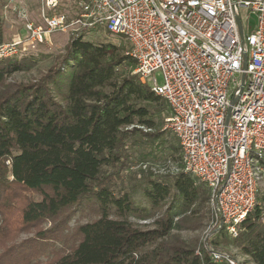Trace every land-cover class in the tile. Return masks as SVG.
Instances as JSON below:
<instances>
[{"label":"trees","instance_id":"16d2710c","mask_svg":"<svg viewBox=\"0 0 264 264\" xmlns=\"http://www.w3.org/2000/svg\"><path fill=\"white\" fill-rule=\"evenodd\" d=\"M83 33H72L35 82L7 81L33 67L35 56L0 60V264H225L211 253L230 254L229 246L264 264L259 192L235 237L222 227L188 241L172 233L212 218L209 188L183 171L175 136L178 170H140L133 187L145 204L134 201L124 172L135 159L145 162L150 153L134 154L164 135L166 103L128 74L135 62L124 48ZM86 207L93 218L71 227ZM22 233L32 236L18 240Z\"/></svg>","mask_w":264,"mask_h":264},{"label":"built area","instance_id":"2783aa9c","mask_svg":"<svg viewBox=\"0 0 264 264\" xmlns=\"http://www.w3.org/2000/svg\"><path fill=\"white\" fill-rule=\"evenodd\" d=\"M58 4L45 0L52 13L42 24L25 21L24 37L0 39V60L31 54L66 29L104 27L127 39L132 73L166 103L183 171L209 188L204 238L214 227L235 237L264 176V0H77L73 16L55 12ZM211 256L238 264L231 254Z\"/></svg>","mask_w":264,"mask_h":264},{"label":"rangeland","instance_id":"374dc122","mask_svg":"<svg viewBox=\"0 0 264 264\" xmlns=\"http://www.w3.org/2000/svg\"><path fill=\"white\" fill-rule=\"evenodd\" d=\"M59 4L55 12H62L69 16H73L77 11V0H58ZM51 11L45 8V0H0V32L5 34L6 39H15L19 37H24L25 21H30L34 24H42V15H49ZM247 15L244 10H242V20L243 23L247 24ZM17 34V36H15ZM84 39L91 41L93 43H104L109 42L115 44L119 47L124 48V53L129 48V42L127 39L121 35L112 34L106 28H96L89 32H84ZM72 32L70 29L65 31H54L50 33L45 40V43L39 45L37 49L31 54H25L24 56H35L38 58V62L27 71L17 72L12 77L8 78V82H35L39 79L41 74L45 73L46 70L53 64L55 57L62 55L64 50L70 40ZM46 56V57H45ZM134 69V68H133ZM133 69L128 71L131 76H136L140 81L139 77L133 74ZM157 82L162 81V76L160 73L155 74ZM141 82V81H140ZM149 82V80H148ZM162 125H160L161 130L164 135L157 141L156 147L147 148L143 151H138L135 153V157L139 156L140 153H150L146 155V161L141 162L135 159V163L124 172V187L126 190L132 192V197L134 201L138 204H145V200L138 188L134 189L139 179L140 170L151 169L155 172H175L179 168V161L174 160L172 157L176 154L172 153L170 148V143L173 136H175L170 129L166 126L167 112L164 110L162 112ZM180 154V153H179ZM183 167V166H182ZM258 192L264 195V176L260 181L258 186ZM86 207L84 209H78L70 220V226H74L79 223H84L93 218ZM138 226L144 227L151 222L148 220H133ZM211 216H208L202 222V225L193 229L188 227H183L180 229H175L172 231L173 234L180 236L184 240H190L195 237L204 238L205 234L211 229L212 222ZM49 224H45L48 227ZM32 236V233H22L18 240ZM55 246L58 248L60 244L57 243ZM230 254L237 260L238 264H252L249 258L243 256L239 253L238 249L233 246L228 247ZM45 258L41 257L40 262L44 261Z\"/></svg>","mask_w":264,"mask_h":264},{"label":"crops","instance_id":"0c3cea01","mask_svg":"<svg viewBox=\"0 0 264 264\" xmlns=\"http://www.w3.org/2000/svg\"><path fill=\"white\" fill-rule=\"evenodd\" d=\"M0 35L2 36V40L3 41H10V40H15V39H17V38H15V39H6L5 37H3V36H5V34H3L2 32H0ZM15 36H17V34L15 35ZM20 38V37H19Z\"/></svg>","mask_w":264,"mask_h":264}]
</instances>
